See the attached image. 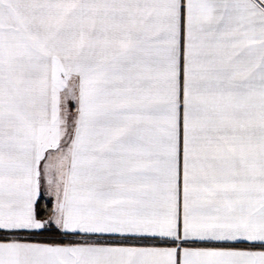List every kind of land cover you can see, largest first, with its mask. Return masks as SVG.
<instances>
[{"label": "snow or ice", "instance_id": "6c2138e0", "mask_svg": "<svg viewBox=\"0 0 264 264\" xmlns=\"http://www.w3.org/2000/svg\"><path fill=\"white\" fill-rule=\"evenodd\" d=\"M0 264H264V0H0Z\"/></svg>", "mask_w": 264, "mask_h": 264}]
</instances>
